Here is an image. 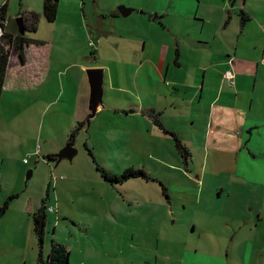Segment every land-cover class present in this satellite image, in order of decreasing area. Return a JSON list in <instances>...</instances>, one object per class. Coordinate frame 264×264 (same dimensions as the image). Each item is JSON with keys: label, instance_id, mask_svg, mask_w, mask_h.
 <instances>
[{"label": "crops", "instance_id": "0c3cea01", "mask_svg": "<svg viewBox=\"0 0 264 264\" xmlns=\"http://www.w3.org/2000/svg\"><path fill=\"white\" fill-rule=\"evenodd\" d=\"M93 1L95 3L96 0ZM134 1L120 0L118 5L101 9V20H108L98 23L97 35L108 36L105 42L101 37L93 38L96 34L93 27L89 29L80 25L83 28L79 31L73 25L63 32L72 40L88 42L98 61L108 58L104 55L105 47L107 41L113 39L110 58L119 63L117 48H122V63L135 67L123 76L137 88L147 85L148 80L151 82L155 89L148 91L151 99H141L142 103L129 105V109L125 104L113 105L112 108L129 116L141 112L145 121L153 123L154 130L159 131L157 133L170 136L152 117L154 112H162L161 122L179 136L187 149V154H183L177 147L183 159L178 169L183 172L184 181L168 186L169 198L165 197L167 212L175 216V206L189 207L191 195L197 196L200 203L204 185L211 191L214 188L219 196L225 198L219 205H214L215 209H208L211 213H220L224 226L235 227L234 235L230 238L229 234L221 232L216 235L219 243L212 238H204L202 245L207 249H186L180 264H264V235L259 231L260 225L264 226V64L260 62L264 56V0H142L140 5ZM120 4L133 10L127 17L138 12L148 20L144 18L138 28L137 21L133 20L134 25L120 33L118 28L123 25L118 21L123 17L117 9ZM239 8L240 15L242 11L250 15L252 24L242 26L241 19L238 24ZM42 15L45 17L44 12ZM41 17L33 9H28L25 14H18L12 28L6 22L5 32L24 35L21 25L25 27L36 20L38 26ZM110 19L112 28L102 32V27ZM2 32L0 30V36ZM63 32L54 31L52 39H39L41 43L24 44V60L15 47H9L12 57L4 92L10 93L14 99L6 100V107L12 105L15 108L19 91L34 93L43 88L45 100L32 97L35 116L44 108L60 104L52 111L50 123L54 124L52 119L72 123L86 120L91 94L86 68L106 66L105 74L111 77L109 66L98 61L85 65L84 61L78 60L66 64L61 58L54 57L52 43L64 41L61 38ZM117 55L118 59H115ZM227 70L235 74L234 85L224 79ZM117 76L122 78L120 73ZM165 81L167 84L170 82L171 90L164 95L166 103L159 105L158 84ZM113 86L115 94L109 86L106 88L109 99L124 102L128 97L129 100L133 98L130 83L127 87L121 83H113ZM187 118L193 131H178L177 124L186 123ZM18 119L19 116L15 115L9 121L0 119V152L8 153L9 134ZM69 134L65 137V146L69 144ZM39 153L40 149L35 152L38 156ZM197 158L202 163L200 168H196ZM209 163L211 167L207 168ZM172 190L181 193L183 200L177 201L170 194ZM56 211V207L53 211L48 210L58 213ZM215 247L216 250H209ZM110 252H114L116 261L125 256H120L119 249ZM10 258L9 251L0 250V264H6L4 260ZM87 258L79 264H127L115 260L100 263L92 259L91 262ZM152 258L137 264H161L158 255ZM22 262L38 264L35 260L29 262L26 256L17 264ZM162 264L168 262L163 258Z\"/></svg>", "mask_w": 264, "mask_h": 264}, {"label": "rangeland", "instance_id": "374dc122", "mask_svg": "<svg viewBox=\"0 0 264 264\" xmlns=\"http://www.w3.org/2000/svg\"><path fill=\"white\" fill-rule=\"evenodd\" d=\"M5 1L8 0H0V5ZM141 2L142 0L134 1L139 5ZM117 3H121L120 0H96L95 3L93 0H60L56 21L48 22L42 15L44 0H9L7 22L12 28L19 13L25 14L28 9H33L42 17L37 32L26 30V37L48 40L52 39L54 31H68L75 25L79 31H82L83 26L89 29L93 27L96 30L93 38L101 37L105 42L108 36L97 35L98 23L108 20H101V9L118 5ZM240 12L239 8L238 24L241 19ZM132 16L118 19L119 24H123L118 28L120 33L132 27L135 23L133 20L137 21V25L144 18L148 20L147 16L138 12H134ZM112 26L113 21L110 19L102 27V32ZM61 38L64 41L52 43V53L54 57L61 58L62 62L67 64L78 60L84 61L85 65H91L98 61L88 42L72 40L65 32ZM111 41L113 39L107 41L105 47L104 55L108 58L99 59L97 62L109 66L108 74L111 77L105 74L104 101L110 108L98 114L88 130L80 131L75 143L78 154L72 161L63 159L56 165L54 161L50 163L44 158L49 153L57 154L63 150L67 144L65 137H68V133L76 125V122L58 119H52L54 124L49 122L52 111L61 105L46 110L44 108L35 116L32 97L34 95L45 100L46 93L43 88L34 93L19 91L15 108L12 105L6 107L5 101L10 102L14 97L4 92L0 119L9 121L11 116H19L9 134L8 153L0 152V205L10 195L19 194L11 201L9 210L0 221V250L9 251L11 257L4 260L6 264H17L23 256L28 257L29 262L38 261L39 240L34 231L32 214L40 208L42 198L47 196L48 190L51 198H47V203L56 207L58 213L47 212L44 259L48 257L52 241L56 240L69 249V264H79L86 256L91 262L95 260L112 263L115 257L110 250L115 249L121 251L120 256L125 255L120 260H115L118 263L137 264L158 255L161 264L163 258L168 264H180L186 249H207L202 245L204 238L209 237L219 243L220 240L216 237L221 232L229 234L230 238L236 232L235 227L221 223L219 212L211 213L208 209H215L214 205H219L225 199L213 187L211 191L204 185L200 203L197 196L191 195L188 200L191 205L187 208L175 206L176 213L172 216L167 212L160 183L133 178L123 183L111 184L97 170V163L105 166L110 173L121 174L133 167L135 171H146L153 177L162 179L167 187L184 181L183 172L178 169L182 166L183 159L180 158L174 138L157 133L159 131L154 130L153 123L145 121L141 112L129 116L112 108L113 105L125 104V108L129 109V105H137L141 99H151L148 91L153 92L155 89L149 80L147 85L137 88L131 80L123 76L135 67L122 63V48H117L119 63L110 58L113 46ZM85 57L88 59L85 60ZM117 57L118 55L115 59ZM118 73L122 74V78H118ZM166 81L158 84L159 105L166 103L164 95L171 90L168 86L170 82L167 84ZM113 83H121L126 87L130 83L133 98L129 100L128 97L124 102L109 99L106 95L108 86L112 94L117 93ZM186 121L182 125L177 124L176 129L184 133L192 132L194 128L189 123L190 119L187 118ZM169 123L172 124V121ZM38 149L39 156L35 154ZM196 165V168L202 165L198 158ZM210 167L209 163L207 168ZM170 194L177 201L183 200L181 193L172 190ZM259 231L264 235L263 225H260ZM254 232L257 233V230ZM209 250H216V247Z\"/></svg>", "mask_w": 264, "mask_h": 264}, {"label": "trees", "instance_id": "16d2710c", "mask_svg": "<svg viewBox=\"0 0 264 264\" xmlns=\"http://www.w3.org/2000/svg\"><path fill=\"white\" fill-rule=\"evenodd\" d=\"M59 4L60 0H44L43 4V12L45 18L48 22L56 21L59 14ZM7 14H8V4H3L0 6V30H2V35L0 36V105L2 102V98L5 91L6 82L9 76L10 66H11V50L10 46L15 47L22 60H24V44L30 43H41L39 39L36 38H28L26 35H15L12 33L5 32L6 22H7ZM251 20L250 15L246 12L242 11L241 15V25L245 26ZM26 30H32L37 32L38 26L37 21H32L31 25H25ZM178 52V50H177ZM133 112V110H131ZM162 112H154L153 118L157 122V124L161 127L163 132L172 136L176 141V145L183 154H187V149L183 146L181 139L179 136L170 130H168L165 125L161 122L160 116ZM85 125V121L77 122L75 127L72 129L70 133V141L69 144H75L76 139L83 126ZM91 153V151H90ZM47 162H55L57 163V157L55 154H49L44 156ZM97 170L101 173L102 177L111 184H115L118 182H125L133 178H143L146 180H152L154 182L160 183L163 194L165 197L169 198V188L165 185L160 179H157L147 173L146 171H135V168L131 167L124 170L121 174L119 173H110L105 166L97 163ZM49 195V190L47 191V196L42 199L41 207L32 214L34 231L39 240V256H38V264H69L70 251L67 246L60 241H52V245L50 248V252L48 254L47 259H44L43 255V245L45 241L46 235V226L48 220V203L47 198ZM17 196L8 197L1 205H0V221L5 216L7 211L10 208L11 201L15 199Z\"/></svg>", "mask_w": 264, "mask_h": 264}, {"label": "water", "instance_id": "95a60500", "mask_svg": "<svg viewBox=\"0 0 264 264\" xmlns=\"http://www.w3.org/2000/svg\"><path fill=\"white\" fill-rule=\"evenodd\" d=\"M119 13L123 17L130 15L133 10L125 5L118 8ZM21 33L25 34L26 29L21 25ZM89 83L91 87V94L89 98L88 106V116L85 120V125L82 130H88L91 122L96 119L97 115L102 111L110 108L104 101V83H105V68L104 67H92L86 68ZM78 149L75 147V144H68L61 150L60 153L55 154L57 157V163H60L63 159H68L70 161L77 155ZM32 175V170L29 171V176Z\"/></svg>", "mask_w": 264, "mask_h": 264}, {"label": "built area", "instance_id": "2783aa9c", "mask_svg": "<svg viewBox=\"0 0 264 264\" xmlns=\"http://www.w3.org/2000/svg\"><path fill=\"white\" fill-rule=\"evenodd\" d=\"M262 64H264V56L263 58L261 59L260 61ZM224 79L226 82H228L230 85H234L236 83V78H235V74L232 70H227L225 71L224 73ZM25 162L27 163L28 161L25 160ZM50 209V211H53L54 210V207H51L50 206L48 207V210Z\"/></svg>", "mask_w": 264, "mask_h": 264}, {"label": "flooded vegetation", "instance_id": "af4514ba", "mask_svg": "<svg viewBox=\"0 0 264 264\" xmlns=\"http://www.w3.org/2000/svg\"><path fill=\"white\" fill-rule=\"evenodd\" d=\"M25 35V34H24Z\"/></svg>", "mask_w": 264, "mask_h": 264}]
</instances>
